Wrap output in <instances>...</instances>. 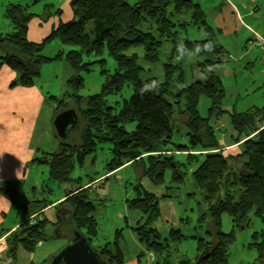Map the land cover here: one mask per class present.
Returning <instances> with one entry per match:
<instances>
[{"label":"trees","instance_id":"16d2710c","mask_svg":"<svg viewBox=\"0 0 264 264\" xmlns=\"http://www.w3.org/2000/svg\"><path fill=\"white\" fill-rule=\"evenodd\" d=\"M172 1L173 4L169 0H139L131 5L127 0H75L73 19L59 23L47 39L39 43L27 39L28 23L33 15L26 13V7L22 8V5H12L17 30L9 36H0V47L4 50L0 57V68L6 65L16 74V79L10 83L11 88L31 87L41 63L64 57L75 73L67 84L77 93L83 87L80 73L89 72L90 65L105 63L101 57L107 47L116 68L111 75L106 73V83L101 92L74 96L73 100L77 103V111L74 109L78 119L76 126L69 131L65 140L54 134L58 149L55 152L42 151V155L31 162L47 165L53 180H71L76 163L81 165L95 151L97 144L107 143L111 156L105 166L106 174L130 163L138 164L142 174L149 175L157 183L163 182L166 170L170 171L172 182L181 183L185 173L181 167L193 166L192 181L206 205V213L202 214L201 219L207 218L210 240L198 241V255L194 262L181 259L177 264H226L228 248L234 236L233 231L227 234L221 232V216L227 214L232 223L239 226L245 224L249 214L253 213L264 223V128H261L264 108L231 114V138L234 145L241 148L237 157L244 160L241 162L236 157L224 155L210 117L215 115L217 118L221 112L224 90L214 69L224 63L225 49L215 43L210 29H206L204 13L198 3L193 4L191 0ZM169 9L170 13H167ZM184 10L190 12L192 24L204 28V40L186 41V45L190 49L199 48L202 62L198 65L206 72L188 84L183 73L176 72L178 66L169 61L162 65V81L153 77L140 78L143 68L138 63V55L128 54L129 50L142 48L144 61L150 65L156 64L163 41H176V25L185 26V23L175 24L173 21ZM155 31L157 36L153 35ZM53 38L72 49L66 54L59 52L54 57L42 56L44 44ZM209 44L211 50L205 47ZM83 52L87 57L93 55L97 59L83 62ZM172 58L173 52L169 59ZM125 84H129L133 91L130 98L117 103L116 108L106 104L105 97L120 93ZM201 96L210 100L209 118H203L198 113ZM59 108L60 105L54 109L52 121L63 111ZM179 125L187 127V142L175 144L173 134L175 131L177 134ZM75 130H80L79 142L68 143L66 140ZM180 152L187 153L186 164L175 159V153ZM143 192L128 205L146 215L144 222L138 223L134 232L148 251L161 256L154 264H168V241H179L185 236L179 229H171L165 238L161 236L152 226L160 216L159 199L150 192ZM0 193L12 204L16 203V186L13 184L0 186ZM63 204L70 205L67 211L72 215V232H80L91 246L98 235L88 187L66 193ZM48 205L45 200L36 199L20 204L29 215L39 213ZM46 225V220H40L12 232L7 238L8 258L16 260L18 247L31 253L40 242L47 241ZM258 235H252L250 246L256 249L259 260L264 264V230L260 234V241ZM120 239L117 232L112 251L108 249L109 243L91 246L102 264H125ZM138 257L139 261L140 255Z\"/></svg>","mask_w":264,"mask_h":264},{"label":"rangeland","instance_id":"374dc122","mask_svg":"<svg viewBox=\"0 0 264 264\" xmlns=\"http://www.w3.org/2000/svg\"><path fill=\"white\" fill-rule=\"evenodd\" d=\"M138 1L127 0L131 5ZM169 1L170 4H173L172 0ZM191 1L193 4L198 3L200 5L204 13L205 27L206 29L209 28L212 35H214V41L221 43L226 49L224 63L214 69L224 90V97L220 105L221 112L217 118L215 115L210 117V100L205 96L199 98L197 110L201 117H210V123L215 128L218 139L223 140L222 153L226 156L236 157L237 160L242 162L244 159L237 157L241 150L240 147L225 148V145L233 143L230 116L232 113L245 112L252 108H264V57H262V52L257 43L248 41L250 36L248 29L242 27L241 30L234 33L233 30L225 27L227 24L231 25L232 22L228 15H224V5H243L250 2L249 0ZM58 2L59 0H0V36H9L17 30V25L13 21L16 13L13 12L12 5H22V8L30 5V11L38 13V10L32 8L31 5L49 4L51 6L52 4L53 7ZM244 10L241 9L240 12L242 13ZM221 11L222 14H220ZM167 13H170V9ZM221 15L224 16L220 20ZM251 18L245 17L243 20L244 25L250 26L253 20ZM173 21L175 24L185 23V26L176 25L175 31L178 33L176 41H163L159 60L156 64L150 65L144 61L142 48L129 50L128 54L135 53L138 55V63L143 68L140 78L153 77L162 81L164 74L162 65L169 61L178 66L181 71L178 69L176 72L183 73L188 84L200 78L206 72L198 65L199 62H202V57L198 54L199 48L197 50L190 49L186 45V41L204 40L206 38L204 28L191 23L190 12L187 10L177 14ZM236 24L238 25V23ZM223 30H227L228 33L223 32ZM153 35L157 36L158 34L155 31ZM70 49L72 47L65 46L61 44L59 39L53 38L44 44L41 55L54 57L59 52L66 54ZM3 52V48L0 47V57ZM171 52H173V58L169 59ZM101 58L105 63H95L90 65L89 72L83 71L80 73L83 79V87L77 93L72 91L67 84V80L75 76V73L64 57L60 60L40 64L39 74L33 81L44 93L45 101L38 119L35 143L39 146L38 142L42 136L41 148L43 151L55 152L58 149V140L55 138L54 134L56 133L51 120L54 109L60 105L59 109H63V111L70 108L77 111V103L73 100V97L76 95L88 96L101 92L106 83V73L111 75L114 72L116 64L109 56L107 47L104 48ZM96 59L93 55L87 57L86 52H83V62H93ZM103 70L107 72H103ZM132 93L131 86L125 84L120 93L106 96L105 102L116 108L117 103L128 100ZM182 120L184 121V118ZM177 129V134L176 131L173 134V142L181 144L186 141L187 127L179 125ZM79 132L80 130L71 132L66 141L71 144L78 143L80 140ZM108 148L109 144L107 143L97 144L95 151L89 154L81 165L76 163L70 175L71 180L67 181L53 180L47 165L33 163L25 185L20 187L22 183H14L16 185L15 201L24 203L36 199L39 201L45 200L47 204L53 205L66 196L69 191L79 187H88V198L94 208L92 215L96 219L95 227L98 235L91 242V246L96 247L98 244L102 246L104 243H109L108 249L112 251V243L115 236H117V232H119L121 236L120 247L124 253L125 263L147 264V249L134 232V228L138 223L144 222L146 215L141 210L130 208L128 205L135 198L141 196L144 193L143 191H151L155 193L156 197L160 196V198L158 197V205L161 212V215L153 222L152 226L163 233V238L168 236L171 229H179L185 236L179 241H168L170 244L167 257L168 264H177L181 259H188L191 263L194 262L196 255H198V241L202 239L207 242L210 239L207 235V218L201 219L202 214L206 213V205L201 192L195 189L192 181L191 169L193 166L185 165L181 167L182 171L185 172L181 183L171 181L169 170H166L163 182L157 183L149 175H143L138 164L123 166L106 175L105 166L111 156ZM182 155L175 156V159L186 164ZM29 185L35 186L33 192L29 190ZM164 194L166 195L162 196ZM55 206L56 209L40 213L36 218V222L40 220L47 221L45 232L49 238L47 241L40 242L35 250L31 252L30 260L32 264H49L51 256L65 246L68 239L71 238V221L67 219L57 225L59 212L62 210L57 208L67 210L70 205L67 204L66 206L62 201ZM21 208L20 205H14L11 208L5 224L8 228L16 223H22V225L32 223L24 220L26 214ZM220 230L225 234L233 231L234 236L228 248L226 264H262L256 249L250 246V242H252L254 233L259 234L258 240L260 241L264 223L253 213L249 214L245 224L239 226L232 223L230 216L223 214ZM139 255L140 260L138 261ZM148 258H151L150 255ZM22 259H24L23 255L19 258L20 264ZM9 262H11L10 259Z\"/></svg>","mask_w":264,"mask_h":264},{"label":"crops","instance_id":"0c3cea01","mask_svg":"<svg viewBox=\"0 0 264 264\" xmlns=\"http://www.w3.org/2000/svg\"><path fill=\"white\" fill-rule=\"evenodd\" d=\"M74 0H59L58 4L52 7L49 4H33L32 8L38 10L37 12L30 11L29 6L26 5V13L33 15L28 23L27 39L31 42L39 43L50 35L51 31L59 24L71 21L73 19V9L75 6ZM249 4H227L224 5V15H228L232 24L225 27L233 30L236 33L241 30L242 27L248 29L250 34L248 41L255 42L260 47L262 57L264 55V2L263 0H249ZM223 5V4H222ZM222 8V6H221ZM241 9H245L242 13ZM247 11V13H246ZM222 14V11L220 12ZM223 15V16H224ZM252 15V16H249ZM220 16V20L223 18ZM245 17H252L251 25H244L243 20ZM238 23V25L236 24ZM221 25V24H220ZM221 28L223 26L221 25ZM223 32L228 33L227 30ZM214 39V35L212 36ZM257 41V42H256ZM218 43V42H215ZM222 46L221 43H218ZM224 48V46H222ZM225 49V48H224ZM226 50V49H225ZM16 79V74L6 65L0 68V186L13 184L19 182L22 183L20 187L25 185L26 178H29L30 168L33 165L31 162L33 159L42 155V136L39 139V146L35 143V136L38 128V119L40 112L45 101L44 93L39 87L34 84L31 87L16 86L11 88L10 83ZM53 133V132H52ZM219 140L220 147L223 146V140ZM184 141L183 143H186ZM240 147L234 145H225V148ZM222 148V147H221ZM44 152V151H43ZM195 153V152H193ZM200 153V152H198ZM205 153V152H203ZM183 154L184 160L186 152L175 153V156ZM126 165H130L127 163ZM124 165V166H126ZM194 168V167H193ZM118 170V169H117ZM192 171V170H191ZM114 172V171H113ZM110 174V173H108ZM107 175V174H106ZM30 186V185H29ZM33 192L35 186L29 187ZM155 195V193L148 191ZM166 194L162 195L165 196ZM160 198V196H158ZM157 197V198H158ZM59 199L58 202H62ZM56 202L53 205H48L45 209L37 214H28L25 212V221L32 223L36 222L37 216L41 213H45L48 210L56 209ZM20 203L12 204L11 201L0 193V264H20V256H24L21 264H32L30 260L31 253L26 252L21 247L17 248L16 260H11L7 256V238L15 230L21 228L22 223L15 224L12 227L5 225L7 223L8 214L14 205H20ZM23 209V208H21ZM62 209L59 212V217L63 218L66 209ZM24 210V209H23ZM64 210V211H63ZM161 215V212H160ZM48 220V219H47ZM58 223H61L57 221ZM159 231V230H158ZM160 232V231H159ZM170 232V231H169ZM168 232V235H169ZM163 236V233L160 232ZM150 255L151 258H148ZM155 255V256H154ZM163 257V255H162ZM125 258V257H124ZM9 259L11 262H9ZM161 256L158 253H153L147 250L146 261L147 264H154L159 261ZM126 264V263H125Z\"/></svg>","mask_w":264,"mask_h":264},{"label":"water","instance_id":"95a60500","mask_svg":"<svg viewBox=\"0 0 264 264\" xmlns=\"http://www.w3.org/2000/svg\"><path fill=\"white\" fill-rule=\"evenodd\" d=\"M77 121V114L73 108L59 112L52 122L58 138L65 140ZM67 212L69 221L72 222L71 212ZM58 220L61 222L62 218L59 217ZM49 264H102V260L91 248L86 237L74 230L67 244L51 256Z\"/></svg>","mask_w":264,"mask_h":264},{"label":"flooded vegetation","instance_id":"af4514ba","mask_svg":"<svg viewBox=\"0 0 264 264\" xmlns=\"http://www.w3.org/2000/svg\"><path fill=\"white\" fill-rule=\"evenodd\" d=\"M67 213H68V212L64 213V217L62 218L61 223L65 222V220H67V219H68V221H69V218H68V214H67ZM57 223H58V222H57ZM61 223H58V225L61 224Z\"/></svg>","mask_w":264,"mask_h":264},{"label":"clouds","instance_id":"9594fccd","mask_svg":"<svg viewBox=\"0 0 264 264\" xmlns=\"http://www.w3.org/2000/svg\"><path fill=\"white\" fill-rule=\"evenodd\" d=\"M206 48H208L209 50H211V45H205Z\"/></svg>","mask_w":264,"mask_h":264},{"label":"built area","instance_id":"2783aa9c","mask_svg":"<svg viewBox=\"0 0 264 264\" xmlns=\"http://www.w3.org/2000/svg\"><path fill=\"white\" fill-rule=\"evenodd\" d=\"M263 57H264V55H263ZM261 125H264V122H261ZM261 128H264V126H262Z\"/></svg>","mask_w":264,"mask_h":264}]
</instances>
